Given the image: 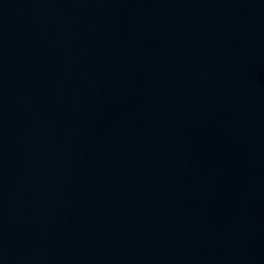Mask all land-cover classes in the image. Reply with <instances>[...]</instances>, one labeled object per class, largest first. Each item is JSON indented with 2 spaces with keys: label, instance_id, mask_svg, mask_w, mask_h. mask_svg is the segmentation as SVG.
Returning a JSON list of instances; mask_svg holds the SVG:
<instances>
[{
  "label": "water",
  "instance_id": "obj_1",
  "mask_svg": "<svg viewBox=\"0 0 264 264\" xmlns=\"http://www.w3.org/2000/svg\"><path fill=\"white\" fill-rule=\"evenodd\" d=\"M0 264H264V0H0Z\"/></svg>",
  "mask_w": 264,
  "mask_h": 264
}]
</instances>
